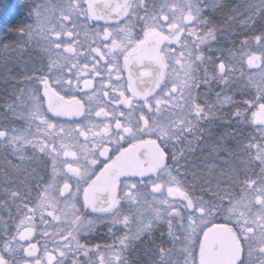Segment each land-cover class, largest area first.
Wrapping results in <instances>:
<instances>
[{
  "label": "snow or ice",
  "instance_id": "1",
  "mask_svg": "<svg viewBox=\"0 0 264 264\" xmlns=\"http://www.w3.org/2000/svg\"><path fill=\"white\" fill-rule=\"evenodd\" d=\"M229 3H32L18 32L47 63L0 100V146L34 163L0 196V264H140L142 248L153 264H264V0L231 9L239 34L213 23ZM237 65L260 73L239 101ZM210 140L238 163L194 165ZM99 226L104 250L81 242Z\"/></svg>",
  "mask_w": 264,
  "mask_h": 264
},
{
  "label": "flooded vegetation",
  "instance_id": "2",
  "mask_svg": "<svg viewBox=\"0 0 264 264\" xmlns=\"http://www.w3.org/2000/svg\"><path fill=\"white\" fill-rule=\"evenodd\" d=\"M33 2H35V0H18V29L22 26L32 23V21L28 17V9L31 7ZM56 2H58V0H53V3ZM95 23L96 22H92L93 25ZM88 31L89 28L86 27L85 32ZM1 39H4L6 42H11L13 40L18 41V53L15 58V62L17 66H15L13 70L12 69L10 70V68H13L14 66V65L12 66L11 64H9V66H5L6 68L3 67V65L7 63V61H4L5 56L2 57V55H0V100H3L7 98V94H9L13 88H16L18 90L19 88L32 87L31 85L25 84L23 81L25 80V77L27 75L32 74L33 69H39L42 67V63H41L42 61L44 62V64H46L47 57L44 56L41 52L42 45L37 44L35 39L32 40L30 43H26L25 41L27 38L21 39L19 36V32L18 34L16 33L14 35H7V33H5L4 36L1 37ZM80 39L84 40L83 33L81 34ZM88 39L91 40V36H89ZM8 69L10 70L8 72V79H5L4 74ZM125 78H126V74H125ZM78 98L82 99V102L85 103V105L87 106L88 104L87 97L78 95ZM202 100H203V96H202ZM208 102L209 103L213 102V94L211 98L208 100ZM85 123H87V121H85ZM0 126H4L2 122H0ZM7 126L23 129V128H27V123L24 121H17L15 123L9 122ZM221 131H223V129ZM215 142H216L215 140H210L208 141V143L196 147L195 141H193L195 154L190 156L189 158L190 161L193 162L194 165L202 166L205 161L213 160L214 158L212 157V155L214 154L215 151H213L212 149L214 148ZM221 143H223V141ZM234 145H235V141H231V143L225 146L226 151L239 153L240 150ZM232 160L236 161L237 159L233 158ZM32 167H34V163L29 164L25 162L22 164L18 157L13 156L11 154L10 150L6 151L2 146H0V178L2 177V181H3V177H5V173H6L5 170H7L13 176V180H9V182H0V196L3 195L4 187L6 184H8L9 186H17V187L21 186V182L25 181L27 178V172L25 170L30 169ZM10 170H13V172H10ZM145 195H147V193H145ZM32 196L33 197L36 196L35 191L32 192ZM147 198L148 201H151L152 196L147 195ZM82 235L86 237V240L85 239L81 240L82 243L87 242V244L91 247H94L95 245H99L102 250L106 249L107 246L111 245L114 239L113 235L107 233V228L104 226H99V230L93 231L91 234H82ZM122 235H123L122 231L116 232L115 239H118ZM159 235L160 233L157 232L156 236L159 237ZM36 240H40L41 244L43 243L39 235H37ZM161 245L165 248L172 247L170 243L162 242L159 239L156 240V243L152 247L158 249ZM42 254L43 253L41 252V255ZM136 257L140 261V264H153V256L149 251V249L147 248H142L141 250H139L136 253Z\"/></svg>",
  "mask_w": 264,
  "mask_h": 264
},
{
  "label": "rangeland",
  "instance_id": "3",
  "mask_svg": "<svg viewBox=\"0 0 264 264\" xmlns=\"http://www.w3.org/2000/svg\"><path fill=\"white\" fill-rule=\"evenodd\" d=\"M250 2H251V0H230L229 8L226 9L225 12L216 13L215 14V20L213 21V23L216 25L217 28H223L229 33L239 34L238 33V27H237V24L239 22H226V16L231 12V9L233 7H237V6H239L240 13H245L244 5L246 3H250ZM15 19H18V0H0V55H2V57L5 56L4 61H7V63H5L6 65L5 64L3 65L4 68H6L5 66H9V64H11L12 66L14 65L13 68H10V70L11 69L13 70L14 67L17 66L16 62H15V58H16L17 53H18V41L13 40L11 42H6L4 39H1V37L4 36L5 33H7V35H14V34H10V33L6 32L5 28L10 23L14 22ZM17 34H18V32H17ZM221 41H222V43H227L229 45L231 44L230 37H221ZM237 68H238L237 77L239 76L240 72L245 73L244 80L240 81L237 84V87L235 89H233V93H232L233 95H235L237 101H239L242 98V94H243V98H248L249 90H251L253 95L256 94V91H255L256 90V84L260 80V73L255 72V71L250 72V70H248L246 66L243 69H239V66L237 65ZM10 70L8 69L6 71V73L4 74L5 79H8V72ZM250 76L255 81V83H250V84L247 83L249 81ZM214 100H215V95L213 93V102H214ZM250 131H252V130H250ZM234 153L238 154V152H234ZM212 157L214 159L209 160V161H215L217 171H219L221 168H228L231 165L238 163V160H236V161H233L232 159L228 160L224 156L217 158L216 152H214ZM2 165H4V164H2ZM257 171H258V169H257ZM5 172H6L5 177H3V181H2V177H1L0 182H9V180H13V176L7 170H5ZM10 172H13V170H10ZM237 191H238V189H237ZM151 200H152V198H151Z\"/></svg>",
  "mask_w": 264,
  "mask_h": 264
},
{
  "label": "trees",
  "instance_id": "4",
  "mask_svg": "<svg viewBox=\"0 0 264 264\" xmlns=\"http://www.w3.org/2000/svg\"><path fill=\"white\" fill-rule=\"evenodd\" d=\"M5 29L10 34H16L18 32V19H15V21L10 23Z\"/></svg>",
  "mask_w": 264,
  "mask_h": 264
}]
</instances>
